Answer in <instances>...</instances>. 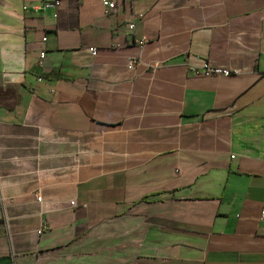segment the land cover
Returning a JSON list of instances; mask_svg holds the SVG:
<instances>
[{"label": "crops", "instance_id": "0c3cea01", "mask_svg": "<svg viewBox=\"0 0 264 264\" xmlns=\"http://www.w3.org/2000/svg\"><path fill=\"white\" fill-rule=\"evenodd\" d=\"M55 1L0 0V264H264V0Z\"/></svg>", "mask_w": 264, "mask_h": 264}, {"label": "built area", "instance_id": "2783aa9c", "mask_svg": "<svg viewBox=\"0 0 264 264\" xmlns=\"http://www.w3.org/2000/svg\"><path fill=\"white\" fill-rule=\"evenodd\" d=\"M124 1V0H100L101 6L104 10L105 13H110L116 10L117 5L119 2ZM60 4L59 0H56L53 3H49V4H45L43 5V9H47V8H56L58 5ZM135 27L134 23H131L128 25V30L132 31ZM46 38L43 39V41H45ZM140 46H143L144 43L142 41H140ZM89 53L92 57H96L97 56V49L93 48H89ZM45 57V52L41 51L40 52V62L39 65H42V60ZM138 64H140V61L137 60L136 58H130L127 61L126 67L129 70L134 69V67H136ZM160 67L159 63H154L151 67L152 71H156L158 68ZM196 75L198 76H215V75H229L230 72L226 69H221L218 67H214L212 65H210L209 63H204L202 66V70L199 72H195ZM36 200L38 202H41V198L38 197V195L36 196ZM70 205L75 206V202L71 201ZM260 221L264 222V209L261 210L260 212V216H259ZM42 230L38 231V234H41Z\"/></svg>", "mask_w": 264, "mask_h": 264}]
</instances>
